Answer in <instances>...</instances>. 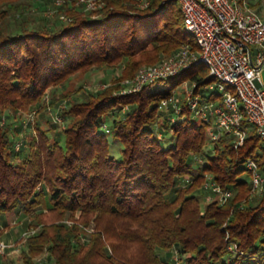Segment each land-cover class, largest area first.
<instances>
[{
    "label": "trees",
    "instance_id": "1",
    "mask_svg": "<svg viewBox=\"0 0 264 264\" xmlns=\"http://www.w3.org/2000/svg\"><path fill=\"white\" fill-rule=\"evenodd\" d=\"M102 1L84 11L78 0H0V221L15 210L36 218L47 210L80 213L35 222L19 264H166L160 251L173 248L187 264H264V186L253 195L245 166L254 158L264 174V142L256 129L239 146L227 132L212 140L209 124L196 121L186 101L179 114L163 106L178 117L159 120L161 100L184 79L198 82L196 93L220 97L204 92L215 80L207 67L200 63L166 78L168 88L113 94L119 80L143 63L157 62L183 43L196 47L180 4L151 0L140 8L136 0ZM94 65L120 67L122 74L82 97L54 90L46 99L49 89ZM60 98L68 102L64 142L37 125V134L17 150L18 129L3 121L2 112L36 103L44 108ZM125 102L131 108L122 112ZM109 113L112 136L123 144L120 156L105 128ZM161 131L172 132L166 146ZM209 177L232 195L203 205ZM84 228H93L88 237ZM45 252V262L36 261ZM0 264L13 259L1 257Z\"/></svg>",
    "mask_w": 264,
    "mask_h": 264
},
{
    "label": "built area",
    "instance_id": "2",
    "mask_svg": "<svg viewBox=\"0 0 264 264\" xmlns=\"http://www.w3.org/2000/svg\"><path fill=\"white\" fill-rule=\"evenodd\" d=\"M62 0H56L61 2ZM87 6H102V0H86ZM140 8L149 6L151 0H136ZM181 6L185 27L196 41V47L183 43L169 57L157 64L141 66L131 79H127L122 94L140 91L150 84L179 75L197 64H204L208 76L214 81L205 87L220 93L218 99H209L195 92L194 81L187 90V105L194 116L209 124L212 140L222 132L233 137L235 146L241 145L249 129L255 128L264 142V17L251 4L256 0H177ZM165 0L162 2L164 3ZM129 84V85H128ZM172 105L177 114L182 106L174 94L161 100L160 106ZM107 131V124H105ZM20 143L16 144L18 148ZM245 166L251 172L253 191L262 190L264 174L256 159L248 158ZM208 199L218 194L224 202L232 195L211 177L205 183ZM35 230L26 231L28 235ZM15 242L0 240V258L14 248ZM231 249L238 248L235 242ZM171 259L166 264H187L185 256L171 249Z\"/></svg>",
    "mask_w": 264,
    "mask_h": 264
},
{
    "label": "rangeland",
    "instance_id": "3",
    "mask_svg": "<svg viewBox=\"0 0 264 264\" xmlns=\"http://www.w3.org/2000/svg\"><path fill=\"white\" fill-rule=\"evenodd\" d=\"M256 0L253 3V6L257 9L259 14L264 17V0ZM84 11H89L94 8H89L87 6V1L86 0H78L77 3ZM100 7V6H97ZM96 8V7H95ZM53 10V9H52ZM54 11V10H53ZM48 14V13H47ZM51 12L48 14V16L52 17ZM61 17L66 19V16L64 14L61 15ZM180 47V46H179ZM177 49H175L172 53L164 55L159 61L157 62H150V63H143L140 65L135 72L128 77L122 78L119 80V85L116 89H114L113 94L114 95H129V94H122L121 90L127 86V83L125 81L127 79H131L136 71L144 65H149V64H157L161 62L163 59L171 56ZM120 74H122V68L120 67H105V66H97L94 65L90 68H87L85 70H80L76 72L75 74L71 75L69 78V81L62 85H58L56 87H52V89H49L50 92L46 94V99L51 98L54 94V90H57L55 94H58L62 92H69L71 93L72 97H82L84 93L87 92H95L98 90H103L105 89L108 85L112 83V80H115ZM182 74V73H181ZM180 75V74H179ZM263 83H264V70H263ZM178 76V75H176ZM182 78V77H181ZM180 77H174L172 81H179L181 79ZM117 82V81H116ZM168 82L167 80L163 79L160 81H157L153 84L148 85L145 87V91L147 92H152L164 89L165 87L168 88ZM193 81H191L189 78L184 79L182 82H180L174 89L173 93L177 102L180 104L184 103L187 100V90L189 89L190 86H192ZM209 84V83H208ZM207 84V85H208ZM129 85V84H128ZM143 90V89H142ZM200 90V89H199ZM214 91L213 89L209 87H205L204 85V92L205 93H211ZM171 94V95H172ZM47 101V100H46ZM68 102L66 99H61L55 104V105H47L44 108H41L42 105L39 103L32 104L29 106L27 110L24 111H17L15 112L14 110H9L7 109L6 111H3L2 114L3 116V121L10 122L12 126L18 130L15 131L16 136L14 137L15 139V144L18 142L20 143L18 149H22L23 146H27L29 144V141L32 136L37 134V125L42 126L43 128H51L52 132L54 135L61 138V142H64V136L61 134V130H63L66 125H67V118L66 116L63 115V111L67 108ZM121 111L125 112L129 108H131V104L129 102L121 103L120 105ZM173 107V106H172ZM163 111L160 112V121L164 120L165 117L172 118V117H178L177 114L175 113H169L168 107H162L160 108ZM7 113L10 115L8 117ZM114 118L113 113H109L106 116V121L108 123V128L110 129V124L112 119ZM194 119L196 121H200L201 119L198 116H194ZM159 121V122H160ZM160 131V130H159ZM163 140L165 141V146L168 145L173 141L172 132L171 131H161ZM113 131L111 128V132H109V139H110V144H111V149L114 155L120 156L121 155V149L123 147V144L120 140L115 139L113 136ZM208 147H211L212 144L208 142L207 144ZM196 164V163H195ZM264 186V184H263ZM263 188V187H262ZM253 191V188H252ZM262 190H257L253 191V195H258L261 193ZM219 198L218 194H213L211 199H208L206 197L203 201L202 204L204 205L207 201H210L212 199H217ZM71 216L78 218L80 216L79 212H76L72 214L71 212H66L63 215L58 213L57 211H44L37 218L34 215L31 214H26L24 212H20L19 210H15L12 212H7L4 214V221H0V228L2 229V235L0 240L4 241H12L15 242L14 248H10L8 251L9 253H6L2 256L4 260H6L8 257L13 259V264H19L21 262V250L22 246L24 243V238L27 235H23L24 232L26 231H31V230H36L38 227H35L34 223L39 222L40 220L46 222V223H51L52 221H59L62 218V221L69 220ZM93 231V228H84V232L86 233L87 237L88 235ZM33 233V232H32ZM30 233V234H32ZM84 239V238H83ZM174 251L168 249V250H162L160 251V254L163 258L171 259L170 256L173 254ZM48 253L45 252L43 254L35 256L36 261L42 260L45 262L47 258ZM185 256V254H183ZM47 264H50V260L47 261ZM165 264V263H163Z\"/></svg>",
    "mask_w": 264,
    "mask_h": 264
}]
</instances>
